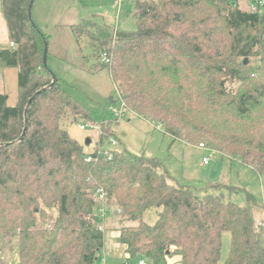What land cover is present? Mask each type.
Masks as SVG:
<instances>
[{
    "label": "trees",
    "instance_id": "16d2710c",
    "mask_svg": "<svg viewBox=\"0 0 264 264\" xmlns=\"http://www.w3.org/2000/svg\"><path fill=\"white\" fill-rule=\"evenodd\" d=\"M32 1L0 0L14 45L0 46V68L19 70L17 104L10 107L0 94V244L18 238L17 264H101L105 238L94 200L100 188L122 222L160 210L154 225L119 230L130 258L264 264V224L256 223L251 204L201 194L178 184L156 158L113 148L109 140L118 137L106 122L87 162L89 153L63 121L70 112L92 123V113L60 79L50 87L43 63L48 36L29 18ZM233 1H137L135 31L83 20L73 33L109 54L103 66L129 112L173 140L204 144L263 176L264 8L252 13ZM254 58L258 65L245 64ZM224 233L231 236L225 260Z\"/></svg>",
    "mask_w": 264,
    "mask_h": 264
},
{
    "label": "rangeland",
    "instance_id": "374dc122",
    "mask_svg": "<svg viewBox=\"0 0 264 264\" xmlns=\"http://www.w3.org/2000/svg\"><path fill=\"white\" fill-rule=\"evenodd\" d=\"M137 1L151 0H35L32 18L48 36V67L65 84L66 90L81 105L87 107L93 122L75 119L68 113L63 127L70 136L84 146L88 153L96 141L94 131L81 130V125L105 123L118 137V145L113 147L127 150L136 156L156 158L170 176L181 185L192 190L215 196H223L225 202L241 207L251 204L256 223L264 224V175L239 160L222 158L215 154L209 165L202 164L207 150L199 145H190L173 140L156 123L127 112L125 117L115 120L109 113L110 98L120 102L119 94L110 72L103 66L100 48L88 39L75 38L73 27L83 20L104 23L113 30L132 32L136 30L135 4ZM249 2L242 0L240 6L248 10ZM9 29L0 11V46L12 48ZM11 45V46H10ZM101 57L99 58V56ZM252 66L258 59L247 60ZM43 72V71H42ZM18 73L16 68H0V94L8 96V105L14 107L18 102ZM48 73V72H47ZM44 76L46 72L43 73ZM76 120V121H75ZM110 123V124H109ZM91 139L90 143L88 140ZM41 207L51 215V210L40 201ZM106 216L99 226L104 230V248L101 251V264H153L151 260L128 257L119 240L122 227H137L141 222L154 225L158 220L159 209L146 212L142 221L122 222L116 205H106ZM231 236L223 234L222 259L225 260L230 249ZM19 240L15 238L0 244V264L18 263Z\"/></svg>",
    "mask_w": 264,
    "mask_h": 264
},
{
    "label": "built area",
    "instance_id": "2783aa9c",
    "mask_svg": "<svg viewBox=\"0 0 264 264\" xmlns=\"http://www.w3.org/2000/svg\"><path fill=\"white\" fill-rule=\"evenodd\" d=\"M247 1L249 2L248 10L250 12H252V13H255V12L259 11L260 9L264 8V0H247ZM240 2L241 1H238V0L235 1L234 0L233 3H232L233 7L234 8L240 7L241 8ZM12 47H14L13 44H12ZM102 60L106 64L110 63L109 54L107 52H104L102 54ZM127 112H128V109L126 108V105L124 104V102L121 99H120L119 103L115 102V104H113V105H111L109 107V113L111 114V117L113 119H115V120H120V119L124 118ZM80 128H81V130H87V129L94 130V131H96L98 133V135L101 133V127L98 126V125H95V124L94 125H81ZM109 143H110V145L112 147H115V146L118 145V141L116 139H114V138H111L109 140ZM198 147L201 148V149L207 150L210 153L208 157H204L203 160H202V164L209 165L210 161L213 158H215L216 152L210 150L204 144H199ZM105 155L109 159H111V155L109 154L108 151L105 152ZM86 160H87V162H90L92 160L90 153L88 154V157H87ZM94 200H95V203L97 205V211H98L97 214H96L97 217L104 218L106 216V212H107V209H106L107 195H106L105 191L102 188L96 190V192L94 194ZM140 264H146V262L141 261Z\"/></svg>",
    "mask_w": 264,
    "mask_h": 264
},
{
    "label": "water",
    "instance_id": "95a60500",
    "mask_svg": "<svg viewBox=\"0 0 264 264\" xmlns=\"http://www.w3.org/2000/svg\"><path fill=\"white\" fill-rule=\"evenodd\" d=\"M33 4H34V0H33V1L31 2V4L29 5V18H30V20H32V21H33V18H32V8H33ZM33 22H34V21H33ZM43 63H44V67H45V69L47 70V72H48L49 74H51V76H52L53 82H52V84L50 85V87H53V86L56 84V82H57V77L54 75V73H52V72L50 71V69H49V67H48V42H46V41H45V43H44ZM247 63H248V62H247V59H246V60H245V64H247ZM41 92H42V91L37 92L36 95H35L33 98H31V99L29 100L28 105H27V108H26V113H27V110H28L29 106H30L31 103L33 102L34 98H35L36 96H38ZM109 102H110V104H115V101H114L113 98H110ZM26 131H27V127H26L25 130H24V133H23V135H22V137H21V140L24 139ZM90 141H91V140L89 139L88 142L90 143Z\"/></svg>",
    "mask_w": 264,
    "mask_h": 264
},
{
    "label": "crops",
    "instance_id": "0c3cea01",
    "mask_svg": "<svg viewBox=\"0 0 264 264\" xmlns=\"http://www.w3.org/2000/svg\"><path fill=\"white\" fill-rule=\"evenodd\" d=\"M1 11V10H0ZM76 38V37H75ZM11 44V43H10ZM12 45V44H11ZM10 45V46H11ZM94 131V130H93ZM94 135L96 136V141H97V139H98V137H99V135H98V133L96 132V131H94ZM91 140V139H90ZM91 151H92V149H91ZM124 247V246H123ZM125 249V248H124ZM126 250V249H125ZM17 262H18V260H17ZM17 264V263H16Z\"/></svg>",
    "mask_w": 264,
    "mask_h": 264
}]
</instances>
